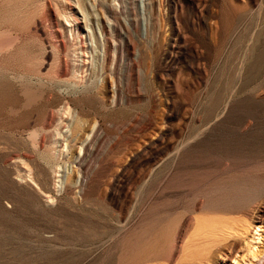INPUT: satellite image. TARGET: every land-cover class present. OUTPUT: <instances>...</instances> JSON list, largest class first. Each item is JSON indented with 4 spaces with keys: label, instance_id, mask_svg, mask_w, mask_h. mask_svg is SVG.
Instances as JSON below:
<instances>
[{
    "label": "rangeland",
    "instance_id": "obj_1",
    "mask_svg": "<svg viewBox=\"0 0 264 264\" xmlns=\"http://www.w3.org/2000/svg\"><path fill=\"white\" fill-rule=\"evenodd\" d=\"M0 264H264V0H0Z\"/></svg>",
    "mask_w": 264,
    "mask_h": 264
},
{
    "label": "bare ground",
    "instance_id": "obj_2",
    "mask_svg": "<svg viewBox=\"0 0 264 264\" xmlns=\"http://www.w3.org/2000/svg\"><path fill=\"white\" fill-rule=\"evenodd\" d=\"M74 130V129H73ZM73 131H71V133H72ZM76 132V131H75ZM74 133V132H73ZM60 138V137H59Z\"/></svg>",
    "mask_w": 264,
    "mask_h": 264
}]
</instances>
